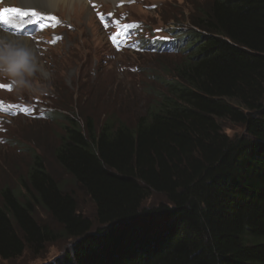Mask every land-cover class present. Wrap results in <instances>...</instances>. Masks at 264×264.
<instances>
[{
	"label": "trees",
	"instance_id": "1",
	"mask_svg": "<svg viewBox=\"0 0 264 264\" xmlns=\"http://www.w3.org/2000/svg\"><path fill=\"white\" fill-rule=\"evenodd\" d=\"M189 18L167 48L181 55L173 79L136 122L64 117L56 159L97 227L36 155L0 198L1 259L62 237L72 248L52 264H264V0H203ZM154 194L165 202L146 206Z\"/></svg>",
	"mask_w": 264,
	"mask_h": 264
},
{
	"label": "rangeland",
	"instance_id": "2",
	"mask_svg": "<svg viewBox=\"0 0 264 264\" xmlns=\"http://www.w3.org/2000/svg\"><path fill=\"white\" fill-rule=\"evenodd\" d=\"M202 4L203 0H83L55 8L41 4L25 8L17 0H4L3 5L20 11L5 8V12L0 7L4 17L0 30L28 39L26 44L35 50L44 78L40 74L34 78L42 85L37 93L18 91L0 78V198L6 187L21 190L38 155L95 229V204L56 159L67 124L64 117L82 125L92 117L98 129L108 117L118 123L136 122L165 92L164 81L173 79L181 55L167 48L188 27L194 8ZM54 18L62 22L58 29L49 23ZM221 124L230 136L245 132L242 125L229 120ZM163 202V196L154 194L145 205ZM35 217L41 224L61 229L42 208ZM72 244L61 237L41 250L29 248L18 258H0V264H52Z\"/></svg>",
	"mask_w": 264,
	"mask_h": 264
},
{
	"label": "clouds",
	"instance_id": "3",
	"mask_svg": "<svg viewBox=\"0 0 264 264\" xmlns=\"http://www.w3.org/2000/svg\"><path fill=\"white\" fill-rule=\"evenodd\" d=\"M47 6L58 7V0H47ZM37 74L44 78L35 50L22 37L0 31V78L9 81L18 91L37 93L42 87L34 82Z\"/></svg>",
	"mask_w": 264,
	"mask_h": 264
},
{
	"label": "bare ground",
	"instance_id": "4",
	"mask_svg": "<svg viewBox=\"0 0 264 264\" xmlns=\"http://www.w3.org/2000/svg\"><path fill=\"white\" fill-rule=\"evenodd\" d=\"M17 1L20 2L22 4V6H24V7L25 6H33V5L40 6L39 4H41L42 6H44V8H50V7L47 6V0H17ZM74 1L82 2L83 0H58V3H59V5H62V6H64V5L68 6L69 4H71ZM84 2H85V0H84ZM3 3H4V0H0V7H2L3 9L7 8L8 10H12L11 5L10 6L3 5ZM8 23H11V22L7 21L6 24H8ZM49 23L50 24H55L56 29H58V28H60L62 26V22L59 21L57 18H54L53 20L49 21ZM17 27L22 29L24 27V25L23 24H19ZM0 31L10 33V31H7L6 29L0 30ZM17 37H20V36H17ZM23 39H24V42L27 43L28 39H26V38H23ZM46 48H48V46H45V49Z\"/></svg>",
	"mask_w": 264,
	"mask_h": 264
},
{
	"label": "snow or ice",
	"instance_id": "5",
	"mask_svg": "<svg viewBox=\"0 0 264 264\" xmlns=\"http://www.w3.org/2000/svg\"><path fill=\"white\" fill-rule=\"evenodd\" d=\"M5 12H7L8 10L7 9H5L4 10ZM12 11H14V12H19L20 10H18V9H13ZM28 13L27 12H24L23 13V15H27ZM33 15H36V13H33ZM4 17L2 16V15H0V19H3Z\"/></svg>",
	"mask_w": 264,
	"mask_h": 264
}]
</instances>
